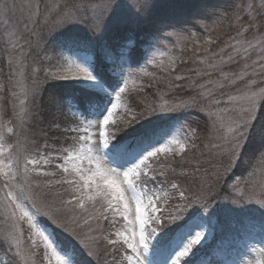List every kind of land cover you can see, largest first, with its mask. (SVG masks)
Returning <instances> with one entry per match:
<instances>
[{
    "label": "trees",
    "instance_id": "obj_1",
    "mask_svg": "<svg viewBox=\"0 0 264 264\" xmlns=\"http://www.w3.org/2000/svg\"><path fill=\"white\" fill-rule=\"evenodd\" d=\"M115 1L40 0L41 12L44 13L45 8L50 9L45 14L53 20L56 14L63 16L68 12L73 13L80 21V30L77 29L80 33L73 32V29L55 33V28L50 24L49 28L52 30H44L46 43L37 54V50L29 49L24 42L28 35L25 30L29 16L28 6L34 4L35 0H0V7L4 4L15 5L7 17L0 16V21L8 24L5 27L0 22V127H3L5 142L11 139L5 127L10 121L8 106L13 99L8 94L9 87L14 84V68H17L18 74V68L24 66V78L28 79L26 75L32 74L33 79L40 85L36 107L27 122V129L36 141V148L54 157L62 154L77 135L68 130L75 126L74 113L77 109L83 111L88 107V92L65 82V79L56 78L63 75L71 77L75 71L61 56V49L56 41L66 34H75L81 39L94 41L91 47L94 49L97 70L110 82L115 77L112 68L116 67L119 71V64L104 62L105 56L111 55L106 49L110 48L115 54L123 51L124 59L131 65L126 66V72L131 73V77L127 91L122 94L121 106L114 115L115 126L113 123L108 125V130L115 132L120 141L129 140L152 126L160 129L167 128L170 124H180L185 132H195L192 140L195 148L187 151L183 158L178 155L175 159L169 157L167 161H164L163 157L153 161L152 166L157 170V178L155 182L149 183V187L152 188L154 183L155 187L171 193L173 198L168 202L171 211L173 205L183 203L178 198V192L171 191L169 185L172 181L180 185V190L185 192L189 200H195L201 194L202 182L209 183L214 195V199L209 202L208 215L213 217L210 225L214 232V239L209 247L214 246L216 251L221 249L225 252L241 235L253 233L264 238V208L251 207L246 203V200L264 199V166L260 160L264 103L258 102L256 106L255 134L247 141L231 167H228L227 157L222 158L220 155L221 140L217 139L220 135L215 134L211 116L208 114L209 111L219 109L229 119L240 120L237 113L243 111L242 100L229 103L228 97H238V94L248 87L253 79L250 73L254 65L244 70V59L232 53L235 58L222 66L224 72L243 74L244 80L230 84L221 81L218 72H212L210 76L196 75V70L203 68L199 58L204 56L205 48L218 53L229 44H235L237 40L254 41L264 37V6L261 5V0H153L155 5L146 16L143 15L140 22L123 23L119 20L114 28L108 29L102 22L107 14L104 15V9L101 7ZM159 21L176 25L164 29L153 40L152 33ZM93 27H97V40H91L89 37ZM10 28L22 36L19 40L22 50L20 47L13 49L9 43ZM101 30H104L102 34ZM168 32L178 35L167 37ZM130 38L135 44L129 52L126 49ZM159 53L165 55L160 57ZM64 55L69 54L65 52ZM170 56L176 58L174 72H166L163 67L149 63V60L155 57L157 62L162 59L167 65ZM17 60L21 63L17 64ZM176 75L183 76L184 79L176 80ZM220 83H224L223 88L218 86ZM253 86L257 91L264 87V71L261 70L258 74ZM209 92L211 96L208 95ZM67 99H71L74 107L69 105ZM216 100L220 103L216 104ZM181 101L188 102V105L174 112L160 111L162 105L171 106ZM126 107L131 108L137 117H140L141 113H145V116L143 119H137L134 124L125 126L121 121ZM152 109L156 111L149 116L147 113ZM161 167L164 168V175L158 174ZM59 176L60 173H57L56 177L41 178L39 194H46L44 199H48L53 205L58 204L61 198L59 194L62 193V186L55 184V179ZM49 181H52V184L46 187ZM241 192L244 193L243 197ZM188 213H185V218L187 215L202 214L198 205L193 209L190 207ZM174 228L175 224L165 221V232ZM107 230L112 231L109 226ZM217 242L219 247L215 246ZM103 243V253L99 259L101 263L104 264V256H108V261L112 260L109 264L120 263L119 247H113L104 241ZM98 262L91 259L87 264H99ZM7 264H13V261Z\"/></svg>",
    "mask_w": 264,
    "mask_h": 264
},
{
    "label": "snow or ice",
    "instance_id": "obj_2",
    "mask_svg": "<svg viewBox=\"0 0 264 264\" xmlns=\"http://www.w3.org/2000/svg\"><path fill=\"white\" fill-rule=\"evenodd\" d=\"M261 5L264 6V0H261ZM153 6V0L118 2L112 7L111 14L116 12L118 19L123 23L135 22L142 18V14L146 16ZM14 7L15 5L4 4L0 7V16L7 17ZM28 7V23L25 25L28 35L24 38V42L29 49L37 50V54L41 46L46 43L44 30H52L49 28L50 24L58 29L57 33H59L69 25L80 22L71 12L63 16L56 14L53 20L45 14L50 9L45 8L44 13L41 12L40 0H35V3ZM175 25L166 21L157 22L152 39L155 40L164 29ZM97 27L90 29L92 35H96ZM166 35L171 37L178 33L168 32ZM9 37L13 49L20 47L22 50V46L19 45L22 36L16 31H11ZM94 43L81 39L75 34H66L56 41L63 59L75 69L71 77L63 75L56 78L65 80L71 78L88 90V107L83 111L77 109L73 116L75 126L68 129L77 135L62 154L39 159L25 157L21 164L20 160L14 157L12 148L6 146L3 127H0V218L5 219L10 226L5 239L10 247L15 246L24 264H28L27 256L34 254L38 246L34 237L43 245L45 264H80L79 249L71 242L67 246L58 244L54 234L40 223L39 218L46 217L57 228L72 236L80 247L87 251L88 256L95 255L94 245L103 240L113 247L119 246V250L123 253L122 264H192V257L201 250L197 246H202L206 229L213 222V217L208 215L209 202L214 199L211 186L203 188L202 185L201 194L195 200H189L185 192L180 190V185L172 181L169 187L172 192H178V198L183 203L173 205L172 210L169 211L168 202L173 198L171 193L164 191L163 188L154 190V183L152 188L149 187V183L155 182L157 178V170L152 166L153 161L161 157L167 161L169 157L175 159L178 155L183 158L187 151L195 148L192 142L195 132H185L183 125L170 124L167 128L160 129L155 126L148 127L129 140H118L115 132H110L107 126L110 122L115 126L113 116L121 106L122 94L127 91L131 77V73L126 72V66L131 67V65L124 59L123 51L115 54L110 48L106 49L111 53L106 59H110L112 65L119 64V71L116 67L112 68L115 77L110 82L97 70L94 49L91 47ZM134 44L133 39H128L126 50L130 52ZM257 47L261 57L259 61L253 63L260 64L261 70L264 71V37H261L255 43L237 40L235 44H229L226 49H221L218 53L205 48L204 56L199 58L203 68L197 69L196 75L210 76L212 72H218L221 81L230 84L244 80L243 74L226 73L222 66L234 60L232 53L247 60L249 50H256ZM65 52L69 55H64ZM164 55L159 53L160 57ZM175 61L176 58L170 56L165 65L162 59L157 62L154 57L149 63L163 67L166 72H174ZM16 63L19 64L21 61L17 60ZM249 67L245 64L244 70ZM175 79L181 80L184 77L176 75ZM218 86L223 88L224 83ZM201 87L206 86L201 85ZM25 95L35 96L36 90H25ZM208 95L211 96V92ZM234 100L244 101L247 107L243 108L245 119L240 122L233 121L227 126L231 144L228 167L238 159L247 141L255 134L254 113L257 103H264V89L248 91L238 98L228 97L229 103ZM215 103L219 104L220 101L216 100ZM187 105L186 101L171 106L165 104L160 107V111L174 112ZM20 106L16 118L22 123L28 117L29 110L25 107L23 99L20 100ZM155 111L156 109H152L147 114L150 116ZM209 114L216 115L212 112ZM123 116L121 122L125 126H130L137 119H143L145 113L137 117L131 108L126 107ZM217 120L223 127L222 117L217 116ZM13 132L12 127H7V133ZM260 140V160L261 165L264 166V132L261 133ZM51 160L59 161L55 167L60 176L55 179V184L62 186V191L69 195L67 200L60 198L59 208L41 200L34 191L40 185H34L31 180L33 174L56 177V172L42 170V164L46 166ZM158 174H165L163 167ZM51 184L52 181H49L46 187H50ZM240 195L243 197L244 193L241 192ZM256 203L264 208V199H257ZM86 204L91 206V212L89 219H85L83 223L89 226V233L82 236L76 231L81 225L80 218L74 213L76 208L89 212L85 207ZM197 205L202 214L187 215L185 218L188 209L190 207L193 209ZM90 219L97 221V229H91ZM101 221H107L114 231L105 235ZM165 221L168 224H175V228L165 232ZM25 225L30 232L29 240L32 245L30 253H25L20 248L19 238L23 235ZM258 264H264V260L258 261Z\"/></svg>",
    "mask_w": 264,
    "mask_h": 264
},
{
    "label": "rangeland",
    "instance_id": "obj_3",
    "mask_svg": "<svg viewBox=\"0 0 264 264\" xmlns=\"http://www.w3.org/2000/svg\"><path fill=\"white\" fill-rule=\"evenodd\" d=\"M118 2H120V3H133L130 0H123V1L116 0L113 3L112 2L106 3V5L101 7L102 9H104V15L107 14L104 17V20L102 22L105 26L108 27V29L114 28V25H116L115 23L117 21H119L116 12L111 14L112 7ZM153 5H155V4L153 3ZM142 17H143V14H142ZM141 20H142V18L137 20V21L140 22ZM137 21H135V23H137ZM0 22L5 27L8 26V24L6 22H3V21H0ZM75 25H77V27ZM66 29H73V32L80 33L78 31V30H80V24L76 23L73 25H69L67 28L62 29L60 32H63L64 30L66 31ZM8 30L12 31L11 28ZM57 31H59V30L55 29V33H57ZM89 37L91 40H97L96 39L97 37L95 35L89 34ZM256 40L257 39H255L252 42L255 43ZM9 43H11L10 39H9ZM106 56H110V55H106ZM106 56L104 58V62L106 64H111L110 59H106ZM260 57H261V53H260L259 47H257L256 50H251V49L249 50L248 59L244 60V61L246 62L245 64H248L249 66L254 65V69L250 73L251 76H253V79L249 83L248 87H246L242 92H240L238 94V97L245 95L248 91H257L254 89L253 85L256 83V77L258 76L259 73H261V67H260V64H254L253 61H259ZM18 69H19V71L17 74V71H16L17 68H14V72H15L14 84H11V86L9 87L10 93L8 94V96L11 97V99H13V100H11V102L8 106L9 113H10L9 114L10 121L7 124V126L5 127V129H6L5 131L7 132V127H9V124L11 122L10 127L12 126V128L14 129V132L8 133L9 136L11 137V139L9 142H5V143L9 144L6 146L12 148L14 157L18 158L22 164L23 159L25 157H31V158L39 159L40 157H52V156L47 155L44 152H41L40 150H38L36 148V144H35L36 141L27 129V122L29 121V118L32 115V113L36 107V100H37L36 98L39 94L40 85L38 83H36V81L33 79L32 74L26 75L28 79L24 78V76H25V74H24L25 67L24 66L21 65L20 68H18ZM65 82L73 84L77 88H80V89L88 92V90L83 88V86L79 82L72 80L71 78L65 80ZM29 89H35L36 95L35 96H32V95L26 96L25 90H29ZM261 89H264V87L259 88L258 91H260ZM22 99L25 100V107L29 110V115L21 123L20 121L17 120L16 113L20 110V107H21L20 106V100H22ZM236 101L238 102L239 100H236ZM67 102H69L70 106L74 107V104L71 103V99H67ZM241 102H242V105L244 107H247V105L244 103V101H241ZM257 105H258V103H257ZM210 112L216 113V115L211 116V123L214 126L215 134H217V136L220 135V138H217V139L221 140V142L219 144L220 145V155L222 158L227 157V159H229L228 153L231 149V144L229 142V135L227 133V126L232 123L231 121H233V119H229V117H227L225 114H222L223 111H220L219 109L209 111L208 114ZM114 115H115V113H114ZM237 115H238V117H240V120L239 121L234 120L235 122H240V121H242V119L246 118L243 111H241L240 113L238 112ZM209 116H210V114H209ZM217 116L222 117L223 125H224L223 127L221 126V123L217 120ZM113 120H114V116H113ZM110 124H112V122H110ZM217 136H215V137H217ZM226 146H227V148H226ZM56 163H59V161L51 160L50 163L46 166H43V164H42V170L48 171V172L59 173L58 169H56V167H55ZM42 177H44V176H36L33 174L31 177L32 183L34 185L39 184L40 185L39 188H41V186H42L41 185V178ZM45 177H52V176H45ZM208 184L209 183H207L205 181L202 182L203 188H206V186ZM39 188L34 189L36 195L41 200H43L47 203H50V201H48V199H44V196H46V194L42 195L41 192L39 194V191H40ZM154 190H159V188L155 187ZM59 195L61 197H63L64 200L69 199V195L67 193H64L63 191ZM246 203H247V205H249L251 207L254 206L256 208L263 209L256 203V199L255 200H246ZM54 207L59 208L60 203L59 202H58V204L56 203L54 205ZM85 207L89 209V212H84L81 209L76 208L75 213H74L75 215H77L80 218V225L81 226L77 227L76 231L78 233H80L82 236L87 235L89 233V226L84 225L83 221L85 219H89V214L91 212V206L89 204H86ZM39 219H40V223L42 225L46 226L49 232H52L54 234V238L58 244L67 246L69 244V242H71L72 245H74L75 247H77L79 249L78 259H79L80 264H87V262L91 261V259H93L96 262L99 261L98 263L102 264L99 259H101V255L103 253L101 251V247H102L101 245L104 244L103 240L98 241L94 245L95 255L88 256L87 251L85 249L81 248L80 245L78 244V242L72 236H70L67 232L63 231L61 228H57L46 217H40ZM100 223L102 225L103 232L105 235L110 233L107 230V226H109V228L112 231H114L112 226L109 225L107 221H101ZM89 225H90L91 229H93V230L97 229V221L95 219H90ZM73 227H75V225H73ZM9 231H10V226H9L8 222L5 219L0 218V249H1L0 250V264H7L9 262L11 263V260L13 261V264H24V260L22 259V257L20 255L17 254L15 246L10 247L9 243L5 239V236ZM96 234L98 235L99 232H97ZM29 235H30V232L27 228V225H25L24 229H23V235L19 238L20 248L25 253H30L32 250V245H31V241L29 240ZM34 239L37 240L38 246L35 249L34 254H30L27 256L28 264H45V262L43 260V245H42V243L39 242L38 238L34 237ZM213 239H214V232H213L211 225H209L208 228L206 229V237H205V240L202 242V246H197V247L201 248V250L197 253L196 256L192 257V264H258V261L264 260V238H261L255 234H253V233H251L247 236L241 235V237L238 240L233 242L232 246H229L228 248H226L225 252H222L221 249L216 251L215 248H213L214 246H212V248L209 247L212 244ZM215 246L219 247V242H217L215 244ZM117 247H119V246L117 245ZM122 255H123V253L121 252V258H122ZM105 257L106 256L103 257L104 264H109L110 262H112L111 259H110V261H108V256L106 258ZM117 264H122V259H121V262L120 263L118 262Z\"/></svg>",
    "mask_w": 264,
    "mask_h": 264
}]
</instances>
